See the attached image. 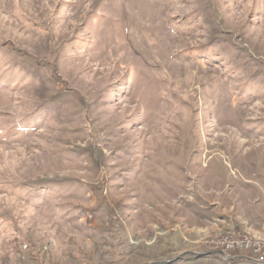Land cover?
Masks as SVG:
<instances>
[{
    "label": "rangeland",
    "instance_id": "1",
    "mask_svg": "<svg viewBox=\"0 0 264 264\" xmlns=\"http://www.w3.org/2000/svg\"><path fill=\"white\" fill-rule=\"evenodd\" d=\"M264 0H0V264H264Z\"/></svg>",
    "mask_w": 264,
    "mask_h": 264
},
{
    "label": "built area",
    "instance_id": "2",
    "mask_svg": "<svg viewBox=\"0 0 264 264\" xmlns=\"http://www.w3.org/2000/svg\"><path fill=\"white\" fill-rule=\"evenodd\" d=\"M224 243L226 247H235V246H243L245 249H250L253 250V253L257 257L255 261L258 263H264V251L261 250L260 246L257 245L256 243H252L247 241V239H240L236 240L234 242L230 241L228 237L224 239Z\"/></svg>",
    "mask_w": 264,
    "mask_h": 264
},
{
    "label": "bare ground",
    "instance_id": "3",
    "mask_svg": "<svg viewBox=\"0 0 264 264\" xmlns=\"http://www.w3.org/2000/svg\"><path fill=\"white\" fill-rule=\"evenodd\" d=\"M248 241V240H247ZM235 247H238V248H242L243 249V251H245L244 249H245V247H243V246H235Z\"/></svg>",
    "mask_w": 264,
    "mask_h": 264
}]
</instances>
